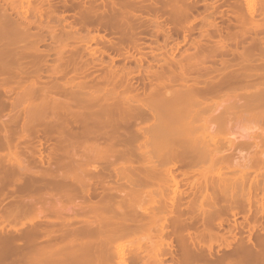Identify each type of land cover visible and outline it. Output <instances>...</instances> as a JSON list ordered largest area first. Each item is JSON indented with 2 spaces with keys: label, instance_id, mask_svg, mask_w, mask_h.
Masks as SVG:
<instances>
[{
  "label": "bare ground",
  "instance_id": "obj_1",
  "mask_svg": "<svg viewBox=\"0 0 264 264\" xmlns=\"http://www.w3.org/2000/svg\"><path fill=\"white\" fill-rule=\"evenodd\" d=\"M23 1L28 5V10L31 5L30 2L33 0ZM37 1L38 4H43L45 8L51 6L45 9L46 12L52 10V6L56 4L55 2L54 5L51 4L49 0ZM68 1L70 4L72 3V0ZM99 1L98 3H105L103 0ZM105 1L107 2V0ZM162 1L160 3L163 7L166 2L163 4L164 1ZM168 1L170 2V0ZM175 1L171 2L174 7ZM183 1L180 2L179 7L183 5ZM249 1L251 0H233L232 3L230 2L229 12L233 23L235 26L242 27L238 29L233 26V23H230L233 26L232 29H237V32L232 30L230 33L231 29L230 31L227 30L226 38L222 39L223 36H221L219 40H215L218 36L215 38L213 35L215 38L213 44L206 42L207 45H211L210 47L207 45L202 47L204 45L202 43L203 45L201 44L202 46L199 48L198 41L194 40L197 41L195 42L197 44L192 42L195 48L192 49L194 52L190 51L189 53L192 46L189 44L188 51L182 50L178 56L175 54V45V47L169 46L166 50L163 45L168 54H161L164 60H162L160 68L158 66L157 69L145 71L146 74L149 73L150 75L147 74L150 85L148 84L149 87L146 91L142 85L140 87L142 92L129 81V74L133 68L130 65L125 66L124 63L122 66L119 64L120 69L126 74L123 76L124 73L122 75L118 71L120 70L118 64L114 63L113 55L107 61L109 64L107 70L104 69L105 72L102 71V75L97 76L96 79L79 77L81 75L78 73L82 75L83 73L76 66L71 68L74 74L72 72L70 76H67L71 70L70 67H72L70 63H74L71 62V59L74 60L71 56L76 54V47L80 49L82 47L77 44V46L71 45L69 40V44H57L56 50L59 49V51L54 56L55 58L50 60L52 62L48 63L50 57L47 59V56L49 53L47 52L46 56L45 52H51L50 49L53 51L52 45L49 50L34 48L32 45L35 42L37 44L41 42L40 37L38 38L39 42L37 40L34 42L32 39L33 43H23L24 46L22 47H14V42L5 43L4 41L7 39L2 41L4 36L0 33V42H4L3 45L0 44V168H2L4 178L3 186L7 187L16 178L21 182L19 187L12 188L13 196L11 195L9 202L0 207V264L244 263L242 251L241 254L238 253L235 246L233 249L237 251L229 252L227 250L228 252H225V250L223 252V247L220 248L221 243L224 244L225 241L226 244V240L231 241L230 238L235 235V238L238 239L237 244L239 238L245 236L246 233L247 240L245 239V241H251L247 243L254 245L255 239L251 238V234L254 232L251 233V230L254 228L252 225L258 224L251 225L249 222L251 226L248 227L250 229L247 227L245 233L244 229L239 233L240 231H231L230 228L231 234H233L230 238H227L229 236L226 234L229 228H226L225 234H223L224 232L220 233L219 229L227 215H231L233 219L232 216L236 217L240 214L239 212L247 211V213L255 214V220L258 213L264 216V203L257 202L261 196V194L257 196V193L261 191L259 188L264 189V33L262 32L264 31V24L262 25L260 21L257 22L259 23L258 26L263 27L261 29H257L254 26L255 23L249 24L250 18L258 15L256 13L258 11L253 9L255 4L251 2V4L253 3L251 6ZM260 1L261 5L264 6V0ZM45 2L48 5H45ZM32 3L36 7L35 5L34 7L30 6V9L34 8L33 11H36L38 6L37 10L39 9L41 12V5L36 4L37 2ZM192 3L190 2V5L193 6L194 3ZM185 4H187V8L190 6L188 2ZM173 5L167 4L169 6L167 8L171 10ZM59 6L61 7V5ZM73 7L75 6L73 5ZM179 7L176 10H183ZM214 7L213 4L212 8ZM68 8H71L70 5ZM173 8L172 17H175L177 11L174 12ZM189 8L187 10H191ZM47 9L50 10L47 11ZM259 10H261L259 12L263 11L262 9ZM183 12L178 15L179 18L184 15L183 18L188 19L187 14H191V12L187 11V13L186 10ZM62 13L59 12V14ZM5 14L3 16L6 18L4 19L6 24L3 21L4 26L7 25L6 27L12 30L13 25L11 26L9 19L11 17L8 13L6 14L8 16L5 17ZM45 15L47 18L49 14L45 13ZM121 15L126 17L125 13H121ZM194 15L193 17H195ZM43 16L40 15L41 19L39 18V20L42 21ZM197 17H195L196 20H199ZM7 18L10 21H7ZM78 18L81 16L79 15ZM179 18H177V22L176 17L175 20L172 19V22L175 21V23L171 22L172 25L175 26L179 23ZM206 18L208 17L206 16ZM206 18L205 20H207ZM254 18L256 19V17ZM168 19L170 20L169 16ZM192 19L188 20L192 22ZM255 19L254 22H256ZM257 19L259 18L257 17ZM188 20H186L187 23H189ZM180 22L184 25L182 20ZM209 22L212 25L209 28L217 29V23L214 19L213 22L210 20ZM9 24L11 28L8 26ZM219 24L218 26H220ZM78 25L82 27L80 19H78ZM122 25L120 27L117 24L119 29H123ZM179 25L177 24L176 27ZM182 25L179 28L174 26L172 28L177 29L173 30L178 31V33L183 30L184 34L188 28L184 29L186 26L183 27ZM4 26L2 27L5 29ZM43 26H46V23ZM50 26L45 28L48 30ZM72 26L68 29L65 26L67 30L64 28V34L65 31L71 32L70 30L74 27ZM161 26L159 29L162 28ZM205 27L203 26V28ZM23 28L26 29V27ZM166 29V38H168L170 30H168L169 27ZM40 30L43 31V28ZM73 30L75 29L73 28ZM190 30H194V28H190ZM217 30L221 31L219 27ZM238 30L240 31V39H244L246 36L250 39L246 42L247 45L243 43L245 46L240 49L236 47L237 40L235 39L239 36ZM15 31L17 28L13 33ZM204 31L207 32L206 29ZM248 32H251L252 35H248L251 34ZM75 33L73 31L69 35ZM47 34L46 37H51ZM77 34L80 33L77 32ZM110 34L108 33L109 36ZM187 35H184V39L187 38ZM17 36L20 35L17 34ZM22 36L21 38H26V35L23 34ZM42 36L45 37L43 34ZM63 36L65 37V35ZM122 36L118 38L122 40ZM137 36L139 39V35ZM211 36L208 34L207 37ZM27 37L29 36L27 35ZM202 37L199 36L201 39ZM90 38L94 40V38ZM118 38H115V41L110 39L112 41H108V47L118 53L121 50L128 51L129 45L133 41L127 45L128 43L123 44V40L122 43H118L116 41ZM211 38H209L210 41H213ZM248 38H245V41ZM59 39L57 40L61 43L64 40ZM137 39L135 40L137 41ZM107 40L109 39L107 38ZM231 40L233 43L236 41V46L235 44L230 46ZM51 42L50 40L49 43ZM82 44L81 46H83ZM87 44L84 45L87 46ZM165 45L167 46V44ZM137 46L134 47L135 50L140 48ZM87 47L89 48V45ZM106 47L107 45H103L101 52L108 54L110 52ZM226 48L229 49L226 51ZM94 49L96 48L94 47ZM204 49L209 50L205 52ZM222 49H225L224 51L227 53L230 50L231 58L228 59L231 53L227 54L229 57L226 59L228 60L224 59V61L219 57V60H222L221 67L218 65L219 67L216 66L215 69L208 65L214 69L212 74H209L212 71L210 69L208 75L200 74L197 76L196 71L194 72L196 68L198 69L196 66L199 65L197 59L200 60V57L205 55L204 52H214L218 57V54L219 56L223 54L221 53ZM11 51L16 53L13 54ZM96 51L93 50V52ZM218 51H221V54L217 53ZM225 52L224 54H226ZM51 53L53 54V52ZM120 53L122 54V52ZM207 55L203 58L209 61L207 57L212 56H210L211 54ZM95 56L100 61L99 63L96 62L98 65L106 63L98 51L91 57V61ZM138 57H135L138 62L135 66L137 68L142 62L141 55ZM184 59L186 63L183 61ZM202 60L201 62H203ZM89 62L86 61L87 64ZM96 63L93 64L96 65ZM210 63L214 65V61ZM91 64L92 62L89 65ZM76 65H80V63ZM146 66H144L146 70L149 67L152 69L150 65ZM42 69L43 71L44 69L48 70V78L45 75L46 78L42 77L44 74L41 73ZM86 70L88 71V69ZM86 75L88 74L86 73L85 77ZM171 108L175 111L178 109L177 113H179L172 116L173 113H176L174 111L170 115L173 111ZM5 112L13 113L8 121L3 120ZM247 122H254L253 127L257 126L254 125L255 123L258 126L251 127L252 129L244 127L245 131L249 129V132L245 134L242 125L245 126ZM239 126L242 127L239 130L244 132L240 133V137H237L236 133L239 131ZM235 128L238 131L234 130L235 133H232V129ZM39 131L46 137H55L46 153L41 151V144L40 147H36V143L33 144L29 139V141L23 139L31 134L35 135ZM234 135L238 140L233 139ZM227 136H234L233 140ZM20 140H23L22 145ZM29 144H32L33 150L27 152L26 149ZM241 148L243 151L247 150L245 151L247 152L246 155L243 151L242 156L237 155V152L235 154V151ZM37 151L38 153H36ZM35 167L37 169H34ZM177 172L183 177L192 175V179L187 182L190 186L189 191L185 190L184 184L179 182ZM191 188L193 189L191 190ZM258 189L259 191H257ZM95 193H98L96 194L97 199L92 200ZM77 197H80L79 202L74 201ZM185 208L188 210L194 208L197 212L189 215ZM244 212L243 215L246 213ZM262 216L260 217L262 218ZM195 218L198 221L195 222ZM244 220H247L245 223H248V219ZM200 224L201 227H198ZM260 230L263 231L261 228ZM260 230L255 229L258 232ZM242 233L244 234L242 235ZM260 233H262L261 237L264 238L263 232L258 234ZM261 242L259 241V244ZM248 244L242 245L241 249L248 251L249 249L246 250L245 248ZM262 244L264 245L263 242ZM261 245L258 246L257 244L258 247ZM263 247L261 249L256 247L260 251L257 253L259 258H264ZM237 253L242 257L238 255L236 258L231 255ZM239 256L243 260L238 259ZM250 257L256 258L252 255ZM230 259L232 261H229ZM256 261L253 262L256 263ZM245 264L247 263L245 262Z\"/></svg>",
  "mask_w": 264,
  "mask_h": 264
},
{
  "label": "rangeland",
  "instance_id": "obj_2",
  "mask_svg": "<svg viewBox=\"0 0 264 264\" xmlns=\"http://www.w3.org/2000/svg\"><path fill=\"white\" fill-rule=\"evenodd\" d=\"M9 1H10V4H9ZM21 1V2H20ZM32 1V0H31ZM50 1V3L51 4H55L56 5V7H55V5L54 6H52L53 7V9L52 10H50V9H47V11L48 10H50L49 12H46V8H50L51 6H47L46 8L44 7V5L42 6L40 3V5H41V7H40V9H41V12H39L40 10L38 9L37 10V8H39L38 6H37V8H36V11H33V10H35L34 8H32V9H30L31 7H34V5H32L33 3L32 2H37L36 4H38V1L37 0H33L32 2H30L31 3V7L29 6V11L27 10V7H28V5L23 1V0H1L0 1V19L2 20H0L2 23L0 24L1 26H0V33L1 34H3V36H4V39H2V41H4L5 39H7V41H4L5 43H8V42H10V41H12V42H14V47H22V46H24V44L23 43H27V44H30V43H33V40H34V42H35V40H37L38 42H39V39H40V41L41 42H39L38 44H37V42H35L34 44H32L33 46H34V48L36 47H39V48H41L42 50L44 49V50H49L50 49V46L52 45V47H53V51L50 49V51L51 52H53V54L51 53V52H49V51H46L44 54L47 56V54L49 53V55L47 56V59H48V57H50V59H48V63L49 62H52V61H50L51 59H54L55 57V55H56V53H58V51H59V49L58 50H56L57 49V44H64V43H68L69 41H71V42H69L71 45L73 44H75V46H80V47H82V49H80V48H78V47H76V54L74 55L75 56V58H74V56H71V57H73V59L74 60H72L71 59V62H74V63H76V64H78V63H80V65H76V64H74V63H70V66H72V67H70V69L71 68H73V67H77V69H78V67L80 68V71L83 73V75L81 74V73H78V75H81V76H79V77H81V78H83L82 76H84V78H87V77H90V79H93V78H95L96 79V77L97 76H100V75H102L101 73H102V71H103V73L107 70V66L109 67V64H108V62L107 61H109L110 59V56H112L113 55V57L115 58L114 59V63H116V65L118 64V66H119V64L122 66V64L124 63V65L125 66H127V65H130L132 68H133V71H132V69L129 67V69H131V71H130V76H129V81L133 84V85H135L136 87H138L139 89H140V91H141V88L140 87H142V85L145 87V91L148 89L147 87H149V85H150V83H149V77H148V75H149V73H147L146 74V72L145 71H147L148 72V70H154V69H157L158 68V66H159V68H160V65H161V62H162V60H164V58H163V54L165 55V53L166 54H168L165 50L167 49V48H169V46H176V47H179V48H176L175 46V54L176 55H178L179 56V54L180 53H182V50L183 51H185V52H187L188 50L187 49H189L190 48V46H189V44L190 45H192L191 46V48H190V50H189V53H190V51H192V49H195L194 48V44H197V45H199V48H200V46H202L203 44V46L202 47H204L205 45H207V43H209V42H212V44H213V42L215 41V40H219L220 38L219 37H221V36H223V37H221L222 39L223 38H226V31L228 30V31H230V29H231V32L230 33H232V30L233 31H236L237 32V29L235 30L234 28L232 29V27L234 26L235 28H238L239 29V27H242V26H235V23H233V19H232V17H231V15H230V12H229V8H230V4L232 3L231 1H233V0H192L193 1V3H194V5L192 6V5H190V2L192 3V1L191 0H184L183 1V7L180 5V7L183 9V10H180V11H184V10H186V12L188 11L189 13L191 12V14H187V17H189L188 19L190 20V19H192V17H193V14H195L194 16L195 17H197L199 20H196V18L195 17H193V19H192V22H190L188 19H186V20H188V22L189 23H187V21L183 18V17H185L184 15H183V17L182 16H180V18H179V16L178 15H181V13L180 14H178V12H180L178 9L176 10V8H178L179 7V4H181L180 2L182 1V0H170V2L168 1V0H163L162 2H163V4L166 2V6L165 5H163V7L161 6V4L162 3H160V1L159 0H107V2L108 3H110V4H108L105 0H103L105 3H98V2H100L99 0H72V3L70 4L69 3V1L67 0H61V1H59V0H49ZM52 1V2H51ZM66 1V2H65ZM173 1H175L174 3H175V7H176V5H178L176 8L174 7V5H173V3H171V2H173ZM260 1V0H251V1H249V3L251 4V2H253L255 5H253V3L251 4V6L253 5V9H255V10H257L258 12H256V13H258V15H256V16H254V17H256V19H257V17L259 18V19H255L254 17V19H255V21L256 22H254V19L253 18H250L251 19V22L249 23L250 25H252V24H254V26L257 28V29H261V28H263L264 27V22H262L263 20H264V8H262V7H264V6H262L261 5V1L258 3V2ZM2 2H3V5H2ZM5 2V3H4ZM14 2V3H13ZM55 2V3H54ZM67 2H68V4H67ZM75 2V3H74ZM102 2V1H101ZM167 2H169V3H167ZM186 2H188V4L192 7H190V6H188V8L189 9H191V10H187L188 8H187V4H185ZM231 2V3H230ZM257 2V3H256ZM20 3V4H19ZM97 3V4H96ZM192 3V4H193ZM262 3H263V1H262ZM6 4V5H5ZM10 6H9V5ZM38 4V5H39ZM47 3L45 2V5H46ZM58 4V5H57ZM104 5V7H103V5ZM107 4V5H106ZM167 4L169 5H173V7H171V10L169 9V8H167V7H169V6H167ZM197 4V5H196ZM212 4V6H213V4H214V8H212V6H210ZM256 4H258V5H256ZM261 6H260V5ZM48 5V4H47ZM59 5H61V7L59 6ZM68 5H70V7L71 8H68ZM73 5L75 6V7H73ZM102 5V6H101ZM108 5H110L109 7H108ZM263 5H264V3H263ZM6 6V7H5ZM22 6V7H21ZM99 8H98V7ZM184 6H186V7H184ZM195 6V7H194ZM229 6V7H228ZM35 7H36V5H35ZM43 7V8H42ZM58 7V9H60V8H65L64 9V11H63V9L61 10L60 9V11H58L57 12V10H56V8ZM73 7V8H72ZM95 7V8H94ZM166 7V8H165ZM180 7H179V9H180ZM257 7V8H256ZM13 8V9H12ZM163 8H165L164 10H163ZM172 8L174 9V12H175V10L177 11V12H175V14L176 15H174L175 17H176V22H177V18H179V20L181 19L183 22H184V25H182L181 24V20L179 21L178 20V22L179 23H177V24H180L179 25V27L182 25L183 27L184 26H186V27H184V29H187L188 28V32L185 30V33L183 34V30L181 31L180 29V33H178V31H175V30H177V29H175V28H179V27H176V25L174 26V24L172 25V23H175V21L174 22H172V19L173 20H175V17H172L173 15L172 14H174L173 12H171L172 11ZM187 8V9H186ZM193 8H195V9H193ZM262 9L263 11L262 12H259V11H261V10H259V9ZM167 9H169V10H167ZM20 10V11H19ZM23 10V11H22ZM32 10V11H31ZM44 10H45V12H44ZM125 10V11H124ZM5 11V12H4ZM8 11V12H7ZM10 11V12H9ZM24 11H27V12H24ZM43 11V12H42ZM52 11V12H51ZM56 12V13H54V12ZM212 13H211V12ZM221 11V12H220ZM23 12V13H22ZM36 12H39L40 13V15L41 16H43V15H45V13L48 15H50V17L48 18V16H47V18H46V15L45 16H43L42 17V21L41 20H39V13H36ZM59 12H63L62 14H59ZM126 14V17H125V15L122 17V15H121V13L122 14H124V13ZM168 12H169V14H168ZM3 13V14H2ZM7 14L8 13V15H10V17L11 18H7V21L9 20L10 22H11V26H12V28H11V26H10V24L8 25V26H10V28L12 29V30H9L8 29V27H6V26H4L6 23H5V21H4V19H6V18H3V16H4V14ZM20 15H19V14ZM26 13V14H25ZM52 13V14H51ZM58 13V14H57ZM198 13H200V14H198ZM260 13V14H259ZM262 13V14H261ZM6 14H5V17H7L6 16ZM17 14V15H16ZM36 14V15H35ZM43 14V15H42ZM183 14H184V12H183ZM214 14V15H213ZM2 15V16H1ZM19 15V16H18ZM24 15V16H23ZM26 15H28V16H26ZM34 15H35V18H34ZM53 15V16H52ZM79 15L81 16V18H78L79 17ZM190 15H191V17H190ZM197 15V16H196ZM200 15V16H199ZM208 17V18H206V16ZM58 17V18H56V17ZM65 16V18H63ZM168 16H169V18H170V20L168 19ZM203 16L207 19V20H205V18L203 19ZM215 18H214V17ZM63 18V19H61V18ZM172 17V18H171ZM213 17V18H212ZM262 17H263V19H262ZM26 18H28L27 20H25ZM30 18V19H29ZM38 18V19H37ZM56 18V19H55ZM210 18V19H209ZM211 18H212V20H211ZM262 20H261V19ZM33 19H35L34 21H32ZM41 19V18H40ZM66 19V20H65ZM78 19H80V23L82 24V27L80 26V25H78ZM168 19V20H167ZM200 19H201V21H200ZM211 21V22H213V19H214V21H216V23H217V29H218V27L220 28V30L221 31H219V30H217V29H214V27H212L213 28V30L211 29V28H209V27H211L212 25H211V23L209 22V20ZM253 19V20H252ZM13 20H16L15 22H12ZM28 20H30V21H28ZM37 20V21H36ZM48 20V21H47ZM63 20V21H62ZM185 20V21H184ZM193 20H196V22L194 21L193 22ZM204 20V21H203ZM3 21H4V23H3ZM27 21H28V23H27ZM51 21V22H50ZM66 21V22H65ZM169 21V22H168ZM206 21V22H205ZM261 22L262 23V25H263V27L261 26H258L259 25V23H257V22ZM9 22V23H10ZM34 22V23H33ZM37 22V23H36ZM42 22H43V24H42ZM58 22H60V23H58ZM63 22H65L64 24H66V25H64L63 24ZM172 22V23H171ZM15 23V24H14ZM32 23V24H31ZM39 23V24H38ZM46 23V26H43L44 24ZM49 25H48V24ZM51 23V24H50ZM70 23H71V25H73L72 27L75 29V30H73V28H72V30L74 31V33L76 32V29L78 28V27H80V28H78V29H80V31H78V29H77V32L78 33H80V34H77V32L75 33V34H77V35H75V34H70L69 35V33H72L73 31L72 30H70L71 32H69V33H67L68 31H65V34H64V32H63V30H65L66 29V27L65 26H67V29L68 28H70L71 27V25H70ZM164 23V25H162ZM171 23V24H170ZM186 23V24H185ZM218 23H220L219 25L220 26H218ZM230 23H233L232 25L233 26H231V24ZM260 23V24H261ZM3 24V25H2ZM8 24V23H7ZM17 24V25H16ZM38 24V25H37ZM41 24V25H40ZM54 24H57V25H54ZM68 24V25H67ZM110 24V25H109ZM117 24H118V26H120V25H122V28L124 29H119V27L117 26ZM120 24V25H119ZM126 24V25H125ZM169 25V26H167V25ZM192 26H191V25ZM248 24V25H249ZM29 25V26H28ZM40 25V26H39ZM48 25V26H47ZM50 25H52V26H50ZM60 25V26H59ZM62 25V26H61ZM106 25V26H105ZM126 26V29H125V26ZM127 25H128V28H130V29H128L127 28ZM132 25V26H131ZM162 25V26H161ZM171 25V26H170ZM191 26V27H189V26ZM2 26H4L5 27V29L2 27ZM17 26V27H16ZM31 26V27H30ZM50 26V30L48 29L47 30V28ZM57 26H59L58 28H57ZM77 26V27H76ZM130 26V27H129ZM162 27V28H164L165 27V29H162V28H160L159 29V27ZM164 26V27H163ZM172 26H174L175 28H172ZM197 26V27H196ZM203 26H206L205 28H203ZM14 27V28H13ZM23 27H26V29H24ZM45 27H47V28H45ZM53 27V28H52ZM56 27V28H55ZM63 27V28H62ZM76 27V28H75ZM106 27H107V29H108V31H107V29H106ZM121 27V26H120ZM169 27V29L168 30H170V33H168L169 35V37H171V38H169L168 36V38H166V28H168ZM249 27H251V26H249ZM260 27V28H259ZM15 28H17V31H15L14 33H13V31L15 30ZM30 28V29H29ZM40 28L42 29L43 28V31L42 30H40ZM60 28V29H59ZM65 28V29H64ZM136 28V29H135ZM172 28V29H171ZM190 28H194V30H190ZM228 28V29H227ZM14 29V30H13ZM23 29H24V33H23ZM39 29V30H38ZM53 29H54V34L55 35H57L56 37H55V35L53 34L52 35V33H53ZM58 29V30H57ZM62 29V30H61ZM66 29V30H67ZM89 29V30H88ZM159 31H158V30ZM162 29V30H161ZM173 29H175V30H173ZM200 29V30H199ZM202 29H206L207 30V32L206 31H204V30H202ZM7 32H6V31ZM30 30V31H29ZM36 32H35V31ZM45 30H46V34H47V36L48 35H51V37L50 36H48V37H46V34H45ZM57 30V31H56ZM82 30V31H81ZM119 30H121V31H119ZM130 30V31H129ZM131 30H132V32H131ZM137 30H138V32H137ZM161 30V31H160ZM172 30V31H171ZM189 30H190V32H189ZM201 30H202V32H201ZM241 30V29H240ZM62 31V32H61ZM136 31V32H135ZM162 31H163V33H162ZM199 31V32H198ZM212 31V32H211ZM239 31V30H238ZM11 32V33H10ZM20 34H19V33ZM39 32V33H38ZM42 32V33H41ZM60 34H59V33ZM118 32H119V36H118ZM164 32H165V34H164ZM168 32V31H167ZM174 34H173V33ZM236 32H234V33H236ZM263 33H264V31H262ZM16 33V34H15ZM24 34V36L26 37V38H21V36ZM26 33V34H25ZM29 33V34H28ZM34 33H36V36H34ZM58 33V34H57ZM108 33L110 34V36L108 35ZM117 33V34H116ZM120 33H121V35H123L122 36V40H123V44H127V45H129L132 41V44H130L129 45V48L130 49H128V51L130 52H128L127 50L125 51V50H121L120 52H122V54L119 52H116L115 50H113L112 48H109L108 46V43L110 42V41H112L113 39H114V41H115V38H118V37H120L121 35H120ZM134 33H136V34H134ZM187 33H189L188 35H187ZM203 33V34H202ZM207 35H206V34ZM248 33H251V32H248ZM5 34H6V36H5ZM17 34L18 35H20L19 37L17 36ZM22 34V35H21ZM31 34H33L32 35V37H30L31 36ZM42 34L45 36V37H43L42 36ZM92 34H94V35H92ZM128 36H127V35ZM132 34H134V36H132ZM200 34V35H199ZM202 34V35H201ZM208 34H209V36H215V38H216V36H218L216 39L214 38V36L211 38V37H207L208 36ZM211 34V35H210ZM238 34V33H237ZM262 34V33H261ZM27 35L29 36V37H27ZM63 35H65V37L63 36ZM70 36V38H68L69 36ZM73 35H74V37H73ZM100 37H99V36ZM105 35V37H103ZM115 35V36H114ZM118 37H117V36ZM129 35H130V37H129ZM136 35V36H135ZM137 35H139V39H137L138 38V36ZM183 35V36H182ZM184 35L186 36L187 35V38L186 39H184L185 37H184ZM206 35V36H205ZM227 35H228V33H227ZM239 36L237 37V38H235L236 40H237V46H236V41L233 43L232 41L233 40H231V42H229V44L231 43V45L230 46H232L233 44H235V46L236 47H238L239 49L241 48V47H243V46H245V44H243V43H246L247 41H249L250 39L248 38V36H246V37H244V39L242 38V39H240V31H239V34H238ZM246 35V34H245ZM248 35H252V33L251 34H248ZM263 35V34H262ZM38 36V37H37ZM58 36H61V37H58ZM81 36V37H80ZM95 36V37H94ZM125 36H127V37H125ZM132 36V37H131ZM174 36V37H173ZM182 36V37H181ZM199 36H203L202 37V39L201 38H199ZM242 36V35H241ZM244 36V35H243ZM261 36V35H260ZM7 37V38H6ZM23 37V36H22ZM34 37V38H33ZM40 37V38H39ZM43 37V38H42ZM53 37H55V38H53ZM90 37H92V38H94V40L93 39H91ZM103 37V38H102ZM109 39V40H107V38ZM113 37H115V38H113ZM206 37V38H205ZM9 38V39H8ZM39 38V39H38ZM41 38H42V40H41ZM53 40H52V39ZM60 38V39H59ZM173 38V39H172ZM209 38H211L213 41H210V39ZM245 38H248V40L246 39V41H245ZM250 38H251V36H250ZM22 39V40H21ZM27 39V40H26ZM33 39V40H32ZM45 39V40H44ZM55 39V40H54ZM57 39H59V40H63L62 41V43H61V41H58ZM73 39V40H72ZM110 39H112V40H110ZM118 39H119V41H118ZM116 41L118 42V43H122V40H120V38H118ZM127 39V40H126ZM133 39V40H132ZM135 39H137V41L135 40ZM167 39V40H166ZM201 39V40H200ZM208 39V40H207ZM215 39V40H214ZM29 40V41H28ZM30 40H31V42H30ZM52 41L51 43H49V41ZM57 40V41H56ZM67 40V41H66ZM69 40V41H68ZM86 40V41H85ZM87 40H89V41H87ZM135 40V41H134ZM194 40H197V41H194ZM205 40V41H204ZM2 41L0 42V44L1 45H3V43H2ZM43 41V42H42ZM109 41V42H108ZM129 41V42H128ZM131 41V42H130ZM139 41V42H138ZM189 41H191V42H189ZM194 41V42H193ZM202 41V42H201ZM204 41V42H203ZM53 42H55V43H53ZM60 42V43H59ZM73 42V43H72ZM136 42H137V44H136ZM165 42V43H164ZM187 42H188V45H187ZM194 44H193V43ZM195 42H197V43H195ZM199 42H201L200 44H199ZM207 42V43H206ZM68 43V44H69ZM83 43V44H82ZM87 43H89V44H87ZM133 43H134V45L135 46H137V47H140L139 49H137V50H135V46L133 45ZM139 43V44H138ZM203 43V44H202ZM249 43V42H248ZM27 44H25V45H27ZM48 44H50L49 46H48ZM77 44V45H76ZM81 44L83 45V46H81ZM87 44V46L89 45V48L87 47V46H85V45ZM159 44V45H158ZM165 44H167V46L165 45ZM177 44V45H176ZM202 44V45H201ZM210 44V43H209ZM209 44L207 45L208 47H210L209 46ZM242 46H241V45ZM1 45H0V48H1ZM38 45V46H37ZM47 45V46H46ZM53 45H56V46H53ZM103 45H107V50L110 52V53H108V54H111V55H108L106 52H101L102 50V46ZM126 45V46H127ZM131 45H133V46H131ZM163 45L166 47L165 48V50H164V48H163ZM179 45V46H178ZM246 45H247V43H246ZM4 46H5V44H4ZM3 46V47H4ZM93 46V47H92ZM125 46V45H124ZM131 46V47H130ZM196 46V45H195ZM206 46V47H207ZM234 46V47H235ZM46 47H47V49H46ZM49 47V48H48ZM51 47V48H52ZM55 47V48H54ZM60 47V46H59ZM85 47H86V49H85ZM91 47H92V49H91ZM94 47L96 48V49H94ZM128 47V46H127ZM157 47V48H156ZM158 47H160V48H158ZM173 47V48H174ZM188 47V48H187ZM193 47V48H192ZM197 47V46H196ZM207 47V48H208ZM152 48V50H150ZM163 48V49H162ZM55 49V50H54ZM77 49H80V50H77ZM156 49V50H155ZM185 49V50H184ZM227 49H229V48H226V51H227ZM82 50V52H80ZM88 50V52H91V53H88V52H86ZM93 50L95 51V50H97L98 51V53L99 54H101L102 55V57H103V60H105L106 61V63H104L103 65H101V64H99L98 65V63L100 62L97 58H96V56L93 58V61H91V57H93L94 56V54H96L97 53V51L96 52H93ZM132 50V51H131ZM140 52H139V51ZM174 50V49H173ZM204 50H206L205 52H207L209 49H204ZM225 49H222V52L221 51H218L217 53H223L222 55H220L219 56V54H218V57L216 56V54L214 53V52H212V53H210V52H208V53H205L204 52V54L205 55H207V56H209V54H211L210 56H212V57H210V58H208L207 56V59H209V61H206V58H203L205 55H203V57L201 58L200 56V60L199 59H197V63L199 64L198 66H196V67H198V69L196 70H194V72L196 71V73L198 74L197 76H199L200 74H207V73H209L210 72V69L212 70L211 71V73H209V74H212V72H213V70L214 69H212L213 67L215 68L216 66L217 67H221V65H222V60H219V57H220V59H226V58H228L229 56V58L228 59H230L231 58V55H232V53H231V51L230 50H228L229 52L227 53V52H225L224 51ZM57 51V52H56ZM107 51V52H108ZM138 51V52H137ZM181 51V52H180ZM226 53V54H224V52ZM11 52H13V51H11ZM48 52V53H47ZM78 52H80V53H78ZM92 52H93V55H92ZM192 52H194V50L192 51ZM1 53V52H0ZM16 52H13V54H15ZM69 53V52H68ZM70 53H71V51H70ZM163 53V54H162ZM220 53V54H221ZM231 53V54H230ZM73 54H74V51H73ZM73 54H71V55H73ZM78 54H80V55H78ZM92 56H91V55ZM133 54L135 55L134 57H133ZM162 54V55H161ZM229 56H228V55ZM90 55V56H89ZM138 55H141V60H142V62H141V65H138L139 67L137 68V67H135V66H137V64H138V62L136 61V59H135V57L137 56L138 57ZM225 55V56H224ZM156 56V57H155ZM167 57H169L168 55H166ZM214 56H216V57H214ZM52 57V58H51ZM165 57V56H164ZM199 57H197V58H199ZM138 58H140V57H138ZM212 58V59H211ZM217 58V59H216ZM46 59V58H45ZM96 59V60H95ZM109 59V60H108ZM169 59V58H168ZM180 59H182V58H180ZM202 59H204L205 60V62H204V60H202ZM216 59V60H215ZM228 59H226V60H228ZM88 60H90L91 62H92V64L93 63H96V62H98V63H96V65H89L91 62H89ZM170 60H171V57H170ZM178 60V59H177ZM201 60L203 61V62H201ZM86 61H87V63L89 62V64H87L86 63ZM95 61V62H94ZM184 62H185V59L183 60ZM213 62L214 61V65H212L213 63H210V62ZM225 61V60H224ZM78 62V63H77ZM83 63H86V64H83ZM137 63V64H136ZM183 63V62H182ZM186 63V62H185ZM185 63H183V64H185ZM203 63V64H202ZM204 63H205V66H207V68L210 66V67H212V68H204L205 66H203L204 65ZM210 63V64H209ZM218 63V64H217ZM51 64V63H50ZM82 64V65H81ZM136 64V65H135ZM200 64H202V65H200ZM217 64V65H216ZM221 64V65H220ZM123 65V66H124ZM147 65V66H146ZM148 65H150L151 66V68L152 69H150V67H149V69H147L146 70V68L144 67V66H146V67H148ZM209 65V66H208ZM219 65V66H218ZM45 67H46V65H44ZM50 66V65H49ZM81 66H83V68H81ZM87 68H86V67ZM88 66H89V68H90V66H94L93 68L91 67L90 69L88 68ZM121 66H119V69H120V67ZM203 66V69L201 68ZM44 67V68H45ZM98 67V68H97ZM128 67V66H127ZM126 67V68H127ZM136 68V70H138V71H136L135 70V68ZM200 67V68H199ZM43 68V67H42ZM144 68H145V70H144ZM46 69H47V67H46ZM85 69V70H84ZM86 69H88V71L90 72H88ZM92 69V70H91ZM104 69H105V71H104ZM140 69V70H139ZM200 69V70H199ZM206 69V70H205ZM216 69V68H215ZM48 70H49V68H48ZM48 70L46 71L45 69H44V71H43V69H42V72L41 73H44L43 74V78H48ZM135 70V71H134ZM84 71H86V72H84ZM118 71H120V73L122 74V73H124V75L123 76H125L126 74H125V72L123 71V70H118ZM122 71V72H121ZM202 71V72H201ZM208 71V72H207ZM47 72V73H46ZM73 72V69H71L70 70V72L68 73V70H67V73L69 74V75H67V76H70V73H72ZM205 72V73H204ZM88 74V75H86V77H85V74ZM193 73V72H192ZM191 73V75H193ZM196 73L194 74V75H196ZM73 74H74V72H73ZM72 74V75H73ZM46 77H45V76ZM193 75V76H194ZM208 75V74H207ZM150 76V75H149ZM88 79V78H87ZM149 84V85H148ZM140 91H139V93H140ZM142 92V91H141ZM119 94V93H118ZM216 98V97H215ZM168 108V107H167ZM171 109H173V108H171ZM167 110H170V109H167ZM175 110L173 109V111L171 112V114L170 115H172V113L174 112ZM177 111H178V109L175 111L176 113H173V115L172 116H175L174 114H178L177 113ZM13 113L12 112H5L4 114H3V120H5V121H8V119H9V117L12 115ZM168 114H169V112H168ZM248 123V124H247ZM246 124H245V126H244V124L242 125L243 126V129H244V127L245 128H255V127H257L258 126V124H254V125H257V126H255V127H253V123L254 122H247ZM250 123V124H249ZM251 128V129H252ZM239 129H242V127L240 128V126H239V128H238V130ZM233 131H232V133L234 132L235 133V131L234 130H236V128L235 129H232ZM238 130H236V131H238ZM248 131H245V129H244V131H245V134H246V132L248 133L249 132V129H247ZM254 130V129H253ZM244 131H238L237 133H236V136L238 137L239 135H241L240 133H242V132H244ZM251 132V131H250ZM244 135V133L242 134V136ZM230 136H231V134H230ZM230 136H227V137H229V139L231 138H233V137H230ZM234 137L233 139L234 140H238L237 139V137ZM240 137V136H239ZM23 139H25L26 141H31L33 144H35V146L36 147H40L41 146V151H43V152H48V149H49V146L51 145L50 143L55 139V137H46L41 131H39V133H36L35 135L34 134H31L29 137H27V138H23ZM29 139V140H28ZM232 139V140H233ZM23 141V140H22ZM22 141L20 140V144L22 145L23 143H22ZM41 142V143H40ZM41 144V145H40ZM40 145V146H39ZM27 152L28 151H31V150H33V148H32V144L30 145H28V147H27ZM245 150V149H244ZM238 151H240V152H238ZM242 148L240 149V150H237V151H235V154H236V152L238 153L237 155H241L242 154ZM245 151H247V150H245ZM245 151H243L244 152V154L246 155L247 154V152H245ZM42 152V153H43ZM36 153H38V151L36 152ZM240 153V154H239ZM243 154V155H244ZM27 155L28 156H30V154L29 153H27ZM235 156V155H234ZM242 156V155H241ZM236 157H238V156H236ZM240 157V156H239ZM235 158V157H234ZM239 159V158H238ZM236 160V159H235ZM38 168H40V167H38ZM34 169H37V167H35ZM177 175H178V177H179V182L180 183H182V185H183V187H184V189L185 190H190V186H189V184L187 183V182H189L191 179H192V175H190V176H186V177H183L179 172H177ZM4 178H3V175H2V168H0V207L2 206V205H4V204H6L7 202H9V200L11 199V197L13 196V191H12V188L14 187H19L20 185H21V182L18 180V178H16L15 179V181H13V182H11L7 187H5V186H3V182H4V180H3ZM193 188H191V190H192ZM259 189H261V191H259ZM257 191H259L257 194V196H259V194H261V196H262V198H261V196H259L260 198L259 199H257V202H263L264 203V189H262V188H259ZM256 191V192H257ZM263 194H262V193ZM96 194H98V193H95V197L92 199V200H95V199H97V195ZM12 195V196H11ZM189 195H191V192H189ZM92 197H93V195H92ZM256 198H258V197H256ZM80 197H77L74 201L75 202H79L80 200ZM258 200H260V201H258ZM261 200H263V201H261ZM195 201H198V200H195ZM192 206V205H191ZM185 211H187V213L189 214V215H191V214H195L196 212H197V210L195 209L194 210V208H191V210L189 209H187V208H185ZM244 212V211H243ZM243 212H239L240 214H238V215H236V217L235 216H232V217H234L233 219L231 218V215L230 216H225L224 217V219H223V221H222V225H221V228L219 229V231H220V233L222 232H224L223 234H225L226 232V228H229V230H227V233L226 234H228V236L229 237H227V238H230V236L232 237V235L233 234H231V231H236V230H238V231H240L239 233H241L243 230L242 229H244V233H245V231H247V227L248 226H251L252 224H258V225H255V226H253L252 225V230H251V233L252 232H254V234H251L252 236H251V238L253 237L255 240H254V242H252V243H254V245H255V247H254V245L253 244H248L249 242H251V241H245V239L247 240V237H246V233L244 234V233H242V235L244 234L245 236H242V237H240L239 238V246L236 244V242L238 241V239H236L235 238V235H233V237H234V239H233V237L232 238H230V239H232L231 241L230 240H226V244H225V241L223 242L224 244H222L221 243V246H220V248H222L223 247V252L225 251V252H235V251H237L238 253H240L241 251L243 252H241L242 253V255H243V257H242V255H240V254H231V255H233L234 257H236V256H238V255H240L242 258H244V263L243 264H245V262L248 264V262H250L249 264H264V258H259L258 256H257V253H259L260 251H259V249L257 250V248H260L261 246L263 247L264 245L262 244V242L264 243V238L263 237H261L262 236V233H260V234H258L259 232H263V234H264V216H262L260 213H258V214H260V215H258L257 214V218H256V220H255V214H253L252 212H250L251 214H252V216H251V214L248 212L247 213V211H245L244 213H245V215H243ZM249 215V217H248V215ZM254 215V216H253ZM263 215H264V213H263ZM244 218H243V217ZM260 216H262V218L259 217ZM235 219V220H234ZM243 219V220H242ZM244 219H248V223L246 222L245 223V221H247V220H244ZM253 219V220H252ZM262 219V220H261ZM259 220V221H258ZM194 221L196 222V221H198L197 220V218H195L194 219ZM242 222H243V224H242ZM251 223V225H250V223ZM253 222V223H252ZM259 222V223H258ZM260 222H262V223H260ZM247 224V225H246ZM171 227V226H170ZM198 227H201V224L198 226ZM263 230V231H261L260 230V228ZM232 230H231V229ZM249 228V227H248ZM257 228V230H260L259 232L258 231H255V229ZM250 229V228H249ZM231 230V231H230ZM258 234V235H257ZM264 236V235H263ZM252 238V239H253ZM243 239V240H242ZM258 240V241H257ZM235 241V242H234ZM244 241L246 242L245 244H244ZM253 241V240H252ZM259 241H262L260 244H259ZM229 244H228V243ZM242 242V243H241ZM248 242V243H247ZM258 242V243H257ZM233 244H234V246H233ZM248 244V246H244L245 248H246V250L247 249H249L248 251H245L243 248L241 249V247H243L242 245H247ZM257 244H258V246L259 245H261L260 247H258L257 246ZM253 245V246H252ZM228 248H227V247ZM230 246V247H229ZM235 246H236V248H237V250H234L235 249ZM240 247V248H238V247ZM257 247V248H256ZM261 247V248H262ZM225 248H227V249H225ZM234 248V249H233ZM260 248V249H261ZM264 248V247H263ZM256 250V252H255V250ZM220 250V252H222L221 251V249H219ZM228 250V251H227ZM264 250V249H263ZM252 252V254H250L251 252ZM258 251V252H257ZM262 251V250H261ZM246 252H248V253H246ZM263 252V251H262ZM261 252V253H262ZM246 254V255H245ZM248 255H252V256H254V258L256 257H258L257 259H259V260H257L256 258L255 259H252L250 256H248ZM240 256L238 257V259H241V260H243L242 258H240ZM263 256H264V254H263ZM233 257L231 256V259H232ZM237 258V257H236ZM229 260V261H232V260ZM246 259H249V260H246ZM261 259H263V260H261ZM255 262L256 260L258 261H256V263H254L253 261ZM253 262V263H252Z\"/></svg>",
  "mask_w": 264,
  "mask_h": 264
}]
</instances>
